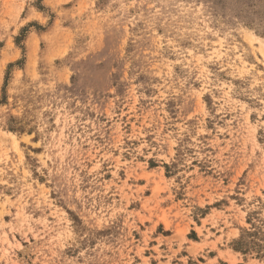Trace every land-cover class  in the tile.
Instances as JSON below:
<instances>
[{
	"label": "rangeland",
	"instance_id": "rangeland-1",
	"mask_svg": "<svg viewBox=\"0 0 264 264\" xmlns=\"http://www.w3.org/2000/svg\"><path fill=\"white\" fill-rule=\"evenodd\" d=\"M0 264H264V0H0Z\"/></svg>",
	"mask_w": 264,
	"mask_h": 264
}]
</instances>
